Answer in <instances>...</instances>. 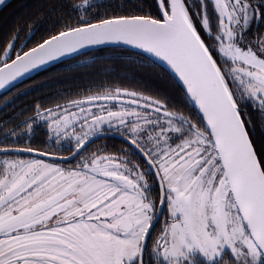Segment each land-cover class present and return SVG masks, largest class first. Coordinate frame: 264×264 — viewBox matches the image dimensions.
<instances>
[{
  "label": "snow or ice",
  "instance_id": "6c2138e0",
  "mask_svg": "<svg viewBox=\"0 0 264 264\" xmlns=\"http://www.w3.org/2000/svg\"><path fill=\"white\" fill-rule=\"evenodd\" d=\"M52 10L62 20L34 46L18 31L0 44V89L116 44L179 94L108 85L0 121V264H264V0ZM41 125L54 148L33 146ZM102 136L123 143L88 150Z\"/></svg>",
  "mask_w": 264,
  "mask_h": 264
},
{
  "label": "trees",
  "instance_id": "16d2710c",
  "mask_svg": "<svg viewBox=\"0 0 264 264\" xmlns=\"http://www.w3.org/2000/svg\"><path fill=\"white\" fill-rule=\"evenodd\" d=\"M63 2L66 0H12L0 11V44L6 43L18 31L17 47L25 43L27 47L34 46L41 37L46 36L54 22L62 20L61 12L52 9ZM133 57L134 53L130 49L103 47L63 60L3 93L0 104L5 97L18 95L7 107H1L0 121L31 115L33 106L38 102L48 107L62 103L65 99L102 91L108 85H121L141 91L161 88L172 95L179 94V89L167 72L159 66L143 69ZM44 127L41 125L32 138L33 145L43 146L46 139ZM27 139L24 137L21 146L25 145Z\"/></svg>",
  "mask_w": 264,
  "mask_h": 264
},
{
  "label": "water",
  "instance_id": "95a60500",
  "mask_svg": "<svg viewBox=\"0 0 264 264\" xmlns=\"http://www.w3.org/2000/svg\"><path fill=\"white\" fill-rule=\"evenodd\" d=\"M12 0H0V11L9 3L11 2ZM103 47H123V48H126V49H130V46H127V45H116V44H101V45H95V46H89L85 49H82L80 50L79 52L75 53V54H71L69 56H66V57H63V58H60V59H57V60H53V61H50L44 65H41L39 66L37 69H34L28 73L25 74V76L21 79L20 82H18L16 85H18L19 83L23 82L24 80L34 76L35 74L63 61V60H66V59H69L73 56H76V55H79V54H82L84 52H88V51H91V50H94V49H98V48H103ZM8 90H4V89H0V96L7 92ZM104 136L100 137V138H103ZM107 137H112V138H116L114 136H107ZM99 139V138H98ZM118 139V138H117ZM96 140V139H95ZM94 141V140H93ZM3 153H0V155H2Z\"/></svg>",
  "mask_w": 264,
  "mask_h": 264
},
{
  "label": "flooded vegetation",
  "instance_id": "af4514ba",
  "mask_svg": "<svg viewBox=\"0 0 264 264\" xmlns=\"http://www.w3.org/2000/svg\"><path fill=\"white\" fill-rule=\"evenodd\" d=\"M21 47H23V46H21ZM17 95H18V93L14 94L13 96L15 97ZM13 96H11V97H13ZM3 102H4V100L0 104V109L3 106ZM105 143H107L108 149L111 150L113 148V146H119V145H121L123 143V141H121L120 139H117V138H112V137L99 138V139L94 140L91 144H89L88 150H96L98 147L104 146ZM36 145H38V144H34L33 146H36ZM24 146H27V145L25 144ZM45 146L53 147V148L55 147L54 144L53 145H45L44 142H43V146L42 147H45ZM61 154H66V153H61ZM2 155H0V156H2ZM66 163H72V162L71 161H67ZM160 219L162 221L163 220V216H161Z\"/></svg>",
  "mask_w": 264,
  "mask_h": 264
},
{
  "label": "rangeland",
  "instance_id": "374dc122",
  "mask_svg": "<svg viewBox=\"0 0 264 264\" xmlns=\"http://www.w3.org/2000/svg\"><path fill=\"white\" fill-rule=\"evenodd\" d=\"M3 157V155L2 156H0V158H2Z\"/></svg>",
  "mask_w": 264,
  "mask_h": 264
}]
</instances>
